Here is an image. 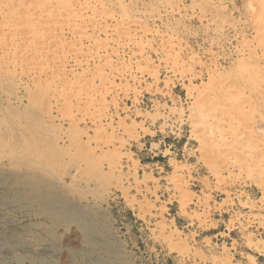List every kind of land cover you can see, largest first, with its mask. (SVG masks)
<instances>
[{
	"label": "rangeland",
	"instance_id": "374dc122",
	"mask_svg": "<svg viewBox=\"0 0 264 264\" xmlns=\"http://www.w3.org/2000/svg\"><path fill=\"white\" fill-rule=\"evenodd\" d=\"M15 1L0 264H264V0Z\"/></svg>",
	"mask_w": 264,
	"mask_h": 264
},
{
	"label": "bare ground",
	"instance_id": "6f19581e",
	"mask_svg": "<svg viewBox=\"0 0 264 264\" xmlns=\"http://www.w3.org/2000/svg\"><path fill=\"white\" fill-rule=\"evenodd\" d=\"M251 1V0H250ZM51 2V1H50ZM82 2V1H81ZM14 3V2H13ZM15 3H17V0L15 1ZM19 3V2H18ZM17 3V4H18ZM65 3V2H64ZM70 3V2H69ZM73 3V2H72ZM71 3V4H72ZM15 5V4H14ZM252 5V4H251ZM21 6V5H20ZM34 6V5H33ZM55 6V5H54ZM166 6V5H165ZM15 7H16V5H15ZM249 7V6H248ZM264 7V6H263ZM21 8V7H20ZM15 9V8H14ZM260 9V8H259ZM25 10V9H24ZM45 10V9H44ZM30 11V10H29ZM130 11V10H129ZM204 11V10H203ZM40 12V11H39ZM152 12V11H151ZM19 14H21V13H19ZM62 14V13H61ZM254 14V13H253ZM34 15V14H33ZM50 15V14H49ZM35 16V15H34ZM127 16V15H126ZM17 17V16H16ZM50 19V18H49ZM60 20V19H59ZM39 21V20H38ZM120 21V20H119ZM128 21V20H127ZM164 21V20H163ZM33 22V21H32ZM93 22V21H92ZM36 23V22H35ZM50 23V22H49ZM69 23V22H68ZM100 23V22H99ZM26 24V23H25ZM184 24V23H183ZM94 27V26H93ZM60 28V27H59ZM95 28V27H94ZM33 29V28H32ZM40 29V28H39ZM44 29V28H43ZM78 29V28H77ZM69 32V31H68ZM116 32V31H115ZM80 33V32H79ZM103 34V33H102ZM53 36V35H52ZM47 37V36H46ZM55 38V37H54ZM82 38V37H81ZM112 39V38H111ZM115 39V38H114ZM57 41V40H56ZM75 41V40H74ZM108 41V40H107ZM78 42V41H77ZM54 44V43H53ZM139 47V46H138ZM15 53V52H14ZM243 53V52H242ZM39 55V54H38ZM66 56V55H65ZM92 56V55H91ZM48 59V58H47ZM57 60V59H56ZM42 61V60H41ZM40 61V62H41ZM61 61V60H60ZM26 63V62H25ZM37 65V64H36ZM64 65V64H63ZM258 66V65H257ZM55 70V69H54ZM254 71V70H253ZM50 75V74H49ZM13 77V76H12ZM62 78V77H61ZM63 79V78H62ZM9 81H11V80H9ZM8 81V82H9ZM13 83V82H12ZM14 84V83H13ZM50 85V84H49ZM71 86V85H70ZM94 88V87H93ZM69 89V88H68ZM223 93V92H222ZM31 94V93H30ZM9 95V94H8ZM245 95V94H244ZM18 98V97H17ZM243 99V98H242ZM73 103V102H72ZM81 104V103H80ZM84 104V103H83ZM82 104V105H83ZM87 106V105H86ZM81 107V106H80ZM231 107V106H230ZM104 108V107H103ZM81 109V108H80ZM77 110H79V109H77ZM109 118V117H108ZM229 119V118H228ZM7 120V119H6ZM12 120V119H11ZM224 121V120H223ZM9 123V122H8ZM218 124V123H217ZM18 126V125H17ZM237 127V126H236ZM219 130H220V128H219ZM223 130V129H222ZM221 131V130H220ZM218 132V131H217ZM224 132V131H223ZM225 133V132H224ZM224 135V134H223ZM224 138V137H223ZM10 140V139H9ZM219 143V142H218ZM216 144V143H215ZM76 148V147H75ZM211 149V148H210ZM76 150V149H75ZM209 150V149H208ZM100 151V150H99ZM213 152V151H212ZM228 152V151H227ZM229 154V153H228ZM88 155V154H87ZM93 155V154H92ZM26 156V155H25ZM38 161V160H37ZM47 162V161H46ZM41 166V165H40ZM111 166V165H110ZM45 168V167H44ZM80 171V170H79ZM227 171V170H226ZM85 172V171H84ZM80 179V178H79ZM54 189V188H53ZM55 192V191H54ZM32 193V192H31ZM13 194V193H12ZM44 195V194H43ZM27 198V197H26ZM8 202V201H7ZM58 202V201H57ZM61 204V203H60ZM36 205V204H35ZM65 206V205H64ZM84 212V211H83ZM59 214V213H58ZM77 215V214H76ZM99 233V232H98ZM5 235V234H4ZM103 238V237H102ZM97 239V238H96ZM95 239V240H96ZM92 240V239H91ZM99 240V239H98ZM14 241V240H13ZM101 242V241H100ZM23 243V242H22ZM102 245H103V243H102ZM95 247V246H94ZM114 248V247H113ZM35 249V248H34ZM37 250V249H36ZM107 250V249H106ZM37 253V252H36ZM254 264V263H253Z\"/></svg>",
	"mask_w": 264,
	"mask_h": 264
}]
</instances>
